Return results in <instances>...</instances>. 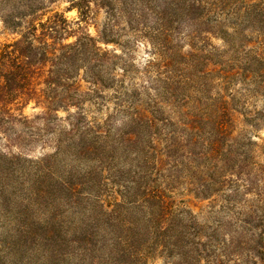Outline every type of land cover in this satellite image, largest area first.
<instances>
[{
  "label": "trees",
  "instance_id": "16d2710c",
  "mask_svg": "<svg viewBox=\"0 0 264 264\" xmlns=\"http://www.w3.org/2000/svg\"><path fill=\"white\" fill-rule=\"evenodd\" d=\"M127 1L69 0L78 14L71 22L48 15L44 0H10L1 16L17 37L0 50V125L33 103L42 109L38 137L50 136L42 143L53 148L33 163V199L24 208L43 215L23 227L22 238L40 247L46 264L74 255L79 264H264V165L257 160L264 146L250 136L264 112L240 101L264 98L263 0H164L160 24L147 33L140 83L131 50L99 46L113 43L108 36ZM99 8L110 17L102 30L94 25ZM248 27L257 47L242 41ZM211 36L231 48L226 60H218ZM235 82L240 98L227 92ZM180 195L207 202L212 222L200 223L176 201Z\"/></svg>",
  "mask_w": 264,
  "mask_h": 264
},
{
  "label": "rangeland",
  "instance_id": "374dc122",
  "mask_svg": "<svg viewBox=\"0 0 264 264\" xmlns=\"http://www.w3.org/2000/svg\"><path fill=\"white\" fill-rule=\"evenodd\" d=\"M44 1L48 15L58 12L62 13L68 21L75 22L78 20L76 10L68 9L69 0ZM127 2L130 3L129 7L119 6L117 13L122 10V14L114 18L117 23H115L116 26L113 28V33L108 36V40H112L113 43L104 44L100 42L99 46L107 50L115 49L116 53H120V51L126 49L131 50V59L134 62L132 64L133 72L137 73L133 77V82L140 83L147 80V77L144 78L138 74V72H141L145 68V62L149 58L148 53L151 50L147 33L149 29L157 28L160 24L164 0H128ZM9 8H11L10 0L6 4H0V10H2L0 11V50L4 44L11 43L17 37L5 29L2 23L1 16ZM129 14L133 16L132 22L128 16ZM109 18L107 10L99 8L96 10L94 25L98 30H102L105 24L108 23ZM127 21H130V23ZM94 25L90 24L87 27L88 33L93 37L97 34ZM135 27L138 30H142L145 38H135L137 36L134 33ZM208 39L209 43L221 53L218 60H226L231 53V48H228L219 37L211 36ZM72 40L69 39V41ZM242 41L247 42L250 48L257 47L256 43L258 39L249 27L245 28ZM114 42H118L119 46H116ZM183 49L187 50V46L183 45ZM223 52L224 54H222ZM205 65L206 68L204 70L212 68V65L215 66L214 64ZM232 65L238 69L246 68L248 70H255L257 67L254 64ZM184 74L188 76V72ZM196 76H198V72H195L191 77L196 80ZM170 78L172 80L184 79L173 75ZM253 88V85L250 84L248 90H253ZM242 89L241 85L235 82L232 86L228 87L227 92L236 95L235 92H241ZM216 91L217 89L214 87L211 94H215ZM236 98H240L239 95H236ZM240 101L245 106L246 111L264 112V98L262 96L246 100L240 99ZM41 111V108H36L33 103H30L22 109V113H18V111L14 112L15 116H18L16 120L3 121L0 125V264H46L45 254L41 251L40 247L35 243L33 244L30 239L22 238L21 233L24 230L23 227L32 223V220H39L38 218L43 215L34 205L26 209L24 208L27 198L33 199V197L28 196V189L30 188L32 167L35 159L53 152V148L49 143L46 145L42 143L44 139L50 138V136L45 135L43 139H40L37 134L36 128L40 127V123H36L34 119L40 115ZM165 111L173 118L172 109L166 108ZM99 113L100 115L103 114L104 110ZM58 116L63 120L67 116V113L59 111ZM18 118L21 119L18 120ZM258 125L256 133L250 136H252L258 145L264 146V125L260 121ZM19 153L22 154L21 158L11 160L12 157H17ZM257 153L258 162L264 165V150H258ZM9 161H12V164H9ZM54 167L55 170L62 171L64 163L55 162ZM176 201H183L184 207L195 214L200 223L212 222L210 219L211 214L208 213L207 202H201L190 196L181 195L176 197ZM78 262V258L74 255L73 257H67L61 264H79ZM148 264L165 263L162 259H155L150 260Z\"/></svg>",
  "mask_w": 264,
  "mask_h": 264
}]
</instances>
